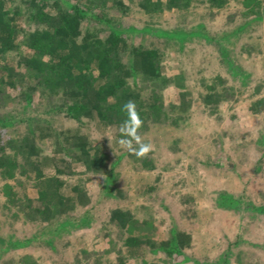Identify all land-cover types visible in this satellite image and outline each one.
<instances>
[{"label":"trees","instance_id":"16d2710c","mask_svg":"<svg viewBox=\"0 0 264 264\" xmlns=\"http://www.w3.org/2000/svg\"><path fill=\"white\" fill-rule=\"evenodd\" d=\"M130 1L145 14L210 11L227 2ZM263 2L240 0L238 18L230 27L209 29L201 21L174 26L129 23L123 19L126 0H0V214L6 215L0 218V264H62L72 237L80 246L70 264H203L191 257L190 233L165 206L168 222L137 219L129 208L115 205L101 214L104 199L114 198L111 191L125 160L135 170L158 167L153 150L138 158L119 144V128L127 119L122 106L135 102L143 121L137 134L152 145L154 131L178 126L195 106L213 118L232 104L226 117L229 124L244 119L238 122L242 128L237 125L240 137L251 123L262 124L248 170L262 173L264 95L242 94L239 89L253 81L245 63L261 57L264 69ZM151 36L162 44L145 45L142 40ZM206 46L218 68L212 76L196 78L195 91L187 84L188 73L177 64L180 55ZM146 87L153 92L145 93ZM156 91L167 101V116ZM217 133L214 146L196 157V164L191 161V168L204 164L206 174L218 171L232 179L240 170L228 154L236 141L227 139L228 127ZM177 143L170 139L172 150ZM97 175L101 178L93 196L85 177ZM249 182L241 181L237 194L214 191L216 206L235 215L239 226L264 215V203L247 198ZM26 226L29 230L23 232ZM227 237L222 234L223 249L207 264H242L248 247L264 253V244H248L239 233ZM99 243L107 248H95ZM32 245L50 249L56 261L29 251ZM11 251L19 254L17 262L7 259ZM177 257L181 259L175 261Z\"/></svg>","mask_w":264,"mask_h":264},{"label":"rangeland","instance_id":"374dc122","mask_svg":"<svg viewBox=\"0 0 264 264\" xmlns=\"http://www.w3.org/2000/svg\"><path fill=\"white\" fill-rule=\"evenodd\" d=\"M226 1V4L222 8L210 11L190 10L181 12H165L160 14H145L138 9L136 4H134L130 0H126L128 7L127 10L123 13V19L128 20L129 23L133 24H151L159 26H174L178 23L181 25H190L201 21L204 22L209 29H220L224 28L225 25L230 27L231 23L236 18H238L237 13H239V11L237 10L241 7L240 0ZM142 41L145 43V45L162 44L160 40L154 36H151V38H144ZM208 47L209 46H206L201 50H197L196 52H194L195 54L185 52L183 55H180L179 60L181 62L178 64L177 62H175V64H177L178 66L182 65V68L186 70L185 72L188 73V78L186 80L187 84L192 89H195V91L196 88L194 87V82L197 80L196 78H199L202 75H205L207 77L212 76L218 68L217 63L214 61L215 59L211 55L210 50H208ZM167 51H169V54H174L175 52V50L171 48H167ZM253 80L254 81L252 85L239 89V92L245 93L251 91L258 94V96H263L264 74L260 76L257 73H254ZM166 83H172L171 77H168V80L166 79ZM152 92L153 91L150 87L145 88V93ZM156 95L160 99L159 102H162V110L166 113L167 116L170 112L166 105L167 101L165 100L164 95H162V93L158 91H156ZM198 110L199 109H196L195 106L191 111L189 110L188 112H186V115L184 116L185 119L183 121H180V124H187V126L190 125V127H187L186 130H182L184 133L183 136L180 131L175 132L172 129L174 125L166 126L167 128L164 127L163 130L158 129L154 131V135L151 136V139L155 164H157L158 166L157 169L149 171H141L140 169L135 170L133 168L134 166L130 165V160H125L124 166L122 167L121 171H119L118 179L115 183V188L111 191L114 198L109 197L111 200L105 198L103 201L104 203H102V206H100V212L102 215L105 214V211L109 207L115 205L121 206L123 208H129L137 219L143 218L144 220H147L146 218L152 217L155 218L156 222L161 219H163L164 222L166 220L168 222L169 211V214L175 217V219L177 220V225L179 227H184L186 231L196 229V227L197 229L202 230V225L206 226L208 223L211 224L213 229L219 228L220 220L221 222L227 223L225 217L227 215H230V212L226 211L227 213H225L222 212L224 210L221 209L215 211L217 210V203L214 200L216 196L214 191L217 192L218 190L222 189V185L220 184L217 185V187L219 188H212L210 189L211 191L208 192L207 202L209 206L207 204L206 208L207 210L209 209V212L211 211L210 219H208L209 215L207 216V210L202 209L201 212L197 215L196 203L198 202L200 197L197 194H190V192H192L191 190L195 188L193 184H189L187 186L184 182L187 173H189L192 169L190 168V163H195L196 160H189L190 155L186 151L192 148H212L214 146L212 145V140H214L213 137H216L218 134L217 132H219L220 130L222 132L225 131L227 127V139L229 140L231 138L234 141L235 139L240 137L238 129L242 128L241 124L239 125L238 122H242L244 119L240 121V118L238 117L234 123L229 124L226 116L230 113L231 110H233L232 104L227 105L224 111L222 112L221 110H218V114L216 115V117L214 116L213 118L208 117L206 114H204L203 111ZM244 111L245 110L243 108V116L245 115ZM237 125L239 126L238 129ZM250 125H252V127H247L248 129L246 131H243L241 136L246 138L245 143L236 144V142L232 141L233 144H235L237 151H241L242 155L236 158L237 162H234L237 164V167L240 170H238L237 175H235L236 173L233 175V178L230 184L228 185L227 189L232 190L237 194V191L240 190V188L236 189L234 185L237 184L240 186V181L243 182V180H249V185L254 188L255 192L254 194L250 193V191L249 193H246L247 198L251 203L260 204L264 201V168L262 170V173L258 175H253L251 172H248V170H250V161L248 153L251 151L253 140L255 139V136L257 134L256 131L259 129V127H261L262 124L261 122H256L254 124L251 123ZM173 135H176V137L178 138L177 141L180 139V142L177 143V148L175 149L177 150V154H182L180 157L174 156V150H172L171 148L172 145H169V137L175 139ZM188 135L190 136L191 140L187 139ZM155 138H157V141H155ZM183 138H185V140ZM180 150H183V152H180ZM166 151L169 152L172 156L168 155ZM214 153L215 152L213 151L211 154ZM197 166L200 167L198 164ZM204 170L205 168L203 164L198 170V173L201 176L206 177V180L220 179L219 175H223L222 173H218V171H208V173L206 174ZM198 173L196 176H199ZM85 178L87 179L86 181H88V183H91V189L89 191L94 196L98 191V184L101 176L97 175L96 177L92 178L86 176ZM225 179L226 178H224L223 176V178L220 180L223 182V180ZM71 183L73 184V181H71ZM194 183L196 184L197 182ZM162 206H165L166 210H168L167 213H164ZM5 216L6 215L0 214L1 219L5 218ZM244 218L245 220H247L249 218V214H245ZM182 221H185L186 223H184V225H181L183 223ZM249 226L241 225L242 229L246 230V234L251 232ZM262 226H264V224ZM165 227L167 229L168 226L165 225ZM28 230L29 226H26L22 229L23 232H27ZM147 232H149V230ZM262 232H264V229L262 230ZM158 233L159 232H157V234ZM242 235H244L243 231ZM71 240V245L68 249H66L69 256H67L66 258L64 257V259H62V264H70L72 260L71 254L76 250L75 247L77 248L78 246H80L78 243V238L72 237ZM247 246L248 244L243 245L244 248H247ZM94 247L107 248L104 244L101 243H99V246ZM36 250H38V252H40L44 257H46L45 259H47L51 263H54L56 261V257H54L55 254L50 249L44 248L42 246H30L29 251L34 252ZM102 250L103 249L101 248L97 251L101 252ZM63 251H65V249H63ZM111 256L113 257V253H111L110 257ZM7 259L10 260L12 263L17 262L19 260V254L15 251H11L7 254ZM180 259V257H177L175 261H179ZM90 262L91 260H88L85 264H88Z\"/></svg>","mask_w":264,"mask_h":264},{"label":"crops","instance_id":"0c3cea01","mask_svg":"<svg viewBox=\"0 0 264 264\" xmlns=\"http://www.w3.org/2000/svg\"><path fill=\"white\" fill-rule=\"evenodd\" d=\"M225 26H224V28H225ZM226 27H228V26H226ZM262 37L264 38V25H263ZM262 64L263 63H262L261 57H258V59L252 63H245V66H247L250 69V71L253 73V76H254V73H257L258 75L261 76L264 74V69H263ZM253 81H252V84H253ZM245 93H248V92H245ZM252 93L254 94V96H258V94L254 93V92H252ZM242 94H244V93H242ZM245 111H244V113H245ZM187 127H190V125L187 126V124H180L178 126L172 127V129L175 132L180 131V133L183 136L184 133L182 130L183 129L186 130ZM173 136L175 137V139H178L176 137V135H173ZM213 138L215 139V137H213ZM169 139H173V138L169 137ZM183 139L185 140V138H183ZM187 139L191 140L189 135L187 136ZM178 141L180 142V139ZM235 141H236V144L237 143H245L246 138L239 137V138L235 139ZM188 144H190V143H188ZM205 151H207V149L205 147H203L202 149L201 148L188 149L186 152L190 155L189 160L193 159L195 161L196 157H200ZM180 152H183V150L182 151L180 150ZM250 152L248 153L249 158L251 157ZM166 153L168 155H171L167 151H166ZM173 154L175 157H180L182 155L181 153L177 154V150H174ZM228 154L232 156V157L230 156L231 157L230 159L234 160V162H237L236 158L238 156L242 155L241 151L240 152L237 151V148H235L234 150H230L228 152ZM226 155L227 154L223 153V158ZM192 157H195V158H192ZM234 164H236V163H234ZM199 169H200V167H196L195 169H191V171L189 173H187L186 179L184 181L187 186L189 184H193L195 186V188L193 190H191L192 192H190V194L191 193L197 194L200 197V199L196 203L197 215L201 212L202 209L207 210L206 207L208 204V202H207L208 192L211 191L210 189L219 188V187H217V185L220 184V185H222V187H221L222 189L228 190L227 187L232 180V179H228L224 175H219L220 179H222L223 176H224V178H226L225 180H223V182L220 179L206 180V177L201 176L198 173ZM197 173L199 176H196ZM252 179H254V178H252ZM194 182H197V183L195 184ZM239 184H240V186L237 184H235L234 186L236 189L240 188V190H241V188H242L241 181L239 182ZM247 188H248L247 193H249V191H250V193L254 194V192H255L254 188H252L250 185ZM188 189H189V187H188ZM240 190H238L237 193L240 192ZM193 191H196V192H193ZM228 191L233 192L232 190H228ZM233 193H235V192H233ZM208 206H209V204H208ZM218 209H219V207H217L216 211H218ZM207 211H208L207 216L209 215L208 219H210L211 211L209 212V209ZM229 214L230 215L226 216L227 217L226 218L227 223L221 222V220L219 219L220 220L219 221V224H220L219 228L213 229L211 224L208 223L206 226L202 225V227H203L202 230H199L196 227V229L187 231L190 233V238H191L190 248L188 249V252L190 253L191 257L196 258V259H200V261H202L203 264H207L206 263L207 261L215 259L218 256V254L220 253V251L223 249V246H222L221 241H220L222 239L223 233L227 234V236H228L227 238L229 240L235 238L237 233H240L242 240L247 241L248 244L249 243L264 244V232H262V230L264 229L263 228L264 226H262L264 224V215L258 216L255 219L256 221L253 220V222L249 224L250 226L248 225L249 229H251V232L246 234L245 233L246 230L242 229V227L239 226L236 217L233 214H231V212ZM197 215H196V217H197ZM182 222L183 223L181 225H184V223H186L185 221H182ZM196 226H197V224H196ZM242 231H243L244 235H242ZM247 250H248V252H247L246 256H244L241 260L242 264H264V253L259 250V247H256V248L248 247ZM184 264H194V263L188 261Z\"/></svg>","mask_w":264,"mask_h":264},{"label":"clouds","instance_id":"9594fccd","mask_svg":"<svg viewBox=\"0 0 264 264\" xmlns=\"http://www.w3.org/2000/svg\"><path fill=\"white\" fill-rule=\"evenodd\" d=\"M122 111L127 113V119L119 128L121 136L123 137L119 140V144L122 148L127 149L138 158H143L153 150V146L143 143L141 137L137 134L138 129L142 127L143 121L136 110L135 102L131 100L127 101L122 106ZM133 142H135L138 147H134Z\"/></svg>","mask_w":264,"mask_h":264}]
</instances>
